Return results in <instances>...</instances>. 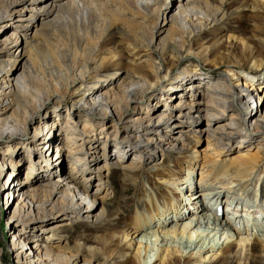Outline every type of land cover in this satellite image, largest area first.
I'll use <instances>...</instances> for the list:
<instances>
[{"label":"bare ground","instance_id":"1","mask_svg":"<svg viewBox=\"0 0 264 264\" xmlns=\"http://www.w3.org/2000/svg\"><path fill=\"white\" fill-rule=\"evenodd\" d=\"M224 1L178 0L175 7L174 0H0V184L11 189L6 193L9 199L22 197L14 216L29 223L28 228L20 225L11 228V246L17 264H94L93 259L82 257V246L55 248L53 240L36 236V228L42 227L41 232L54 235L76 221L104 224L109 220L105 199L111 194L100 184L97 192L104 190V194L90 195L80 176L94 170L100 181L112 185V174L120 161L110 158L108 162L104 157L103 164L92 169L81 155L94 150L92 161L96 164L97 150L103 151L102 156L106 154L109 141L87 136L84 125L79 130L81 134L76 135L78 126L72 122L71 115L65 120L61 114L47 111L50 102L54 105L67 102L70 110L81 108L86 111V117L98 116L102 123L109 116L115 118L113 123L124 122V115L130 110L138 112L125 118L119 127L116 123L111 126L113 130L103 133L114 135L116 140L121 135L122 142L141 153V166L131 163L123 169L136 181L140 201L146 199L143 204L140 202L142 205L133 204L137 207L134 213L118 217L116 225L122 224L118 225L123 226L121 229L116 225L100 229L106 233L100 237L104 243L101 248L89 249L93 257L102 252L106 260L121 259L119 264H259L262 256L256 258L253 252L259 248L257 251L264 257V224L257 222L256 232L250 236L246 234L249 226L244 223L240 230L230 207L234 202L245 201L247 195L252 197L248 188L254 185L256 200L264 202V96L256 99L260 84L254 85L251 76L243 73L236 74L229 82L206 79L199 74L198 65L183 68L175 78L168 77V73H161L165 65L157 63L154 57V50L164 60L168 51L172 52L167 72L172 70L180 63L177 57L182 51L192 47L193 39H202L207 27L213 28L226 18L225 9L216 4ZM240 3L242 11H251L249 18L256 25L250 40L257 39L255 42L261 46L241 40L240 56H234L236 49L222 51V44L217 49L223 59L236 58L243 68L249 60L253 69L250 73H254L264 60V0ZM13 21L15 25L11 24ZM121 25L135 40L130 45L131 54L137 57L133 60L135 72L129 74L121 87L114 86L113 74L105 73L108 77L102 78L93 92L79 94L90 76L104 73L109 62L116 64L122 60L121 57L103 59L109 51L103 43ZM11 27L14 33L6 36L5 31ZM235 40L234 36L228 38V42ZM211 43L215 45L217 39ZM140 46L144 51L139 50ZM198 49L197 55L205 58L212 51L202 42ZM228 62L227 65L235 66L232 64L235 61ZM136 65L147 67L148 74L142 76ZM18 68L23 69L21 74H16ZM164 82L168 84L161 89L164 94L158 97L156 87ZM179 90L182 94L177 93ZM170 93L181 95L177 107L180 116L185 115L182 119L195 110L205 109L227 121L220 126L221 130L209 127L206 133L197 122V127L189 126L186 131V141L169 136L156 124H166L172 132L176 131L169 124L174 118L172 113L152 116L150 112L155 115L160 98L171 99ZM189 93L195 94V99L182 97ZM155 98L156 105L150 108L149 103ZM216 102L222 105V110ZM63 126L70 139L60 138ZM105 126L103 123L101 130ZM203 134L207 135L208 146L201 155L197 144ZM25 136H29V143L20 139ZM235 136L241 140L233 145ZM51 146L59 152L58 160L64 162V153L71 156L75 162L72 168L47 164L38 167L39 173L34 177L33 165L22 185L13 184L18 182L13 178L20 172L24 151L29 153L32 165L31 150L38 153L43 148L50 150ZM158 151L162 152L160 163L155 161ZM232 154L235 155L228 158ZM153 161L154 168L144 167ZM40 163L38 160L37 165ZM9 170L12 172L8 175ZM190 172L199 173L197 190L196 186L192 187ZM188 187L192 188L189 193L196 192L186 199ZM225 196L226 207L222 205ZM218 203L222 207L214 210ZM209 211L227 219L218 216L211 219ZM51 220H54L51 226H42ZM2 256L0 245V264H4ZM229 259L232 260L225 263Z\"/></svg>","mask_w":264,"mask_h":264},{"label":"rangeland","instance_id":"2","mask_svg":"<svg viewBox=\"0 0 264 264\" xmlns=\"http://www.w3.org/2000/svg\"><path fill=\"white\" fill-rule=\"evenodd\" d=\"M240 1L241 0H225L222 3H216L219 6H221L223 9H225L226 14H227L226 18L222 22H218L213 28L207 27L204 30V33L201 35L202 39H193L192 47H187L186 48L187 50L182 51L181 55L177 57V59L179 60L180 63L178 65H176L174 68H172V70L167 72V67H168L169 63L172 62V58H173L172 52L170 53L168 51L167 55L165 56V60H164L160 56L158 50H154L155 61L157 63L165 65V68H163L161 70L162 75L168 73L169 74L168 77H170V75H172V78H175L177 76V74H179V72L183 68H185V67H187V68L192 67L193 68L194 66H197V65L199 66V68H201V71L199 74L206 79L207 78L223 79V80H226L229 82L231 80L233 81L234 76H237L236 74L243 73V74H247L248 76H251L250 79H252V80H250V81H252V83H254V85L260 84V89L256 92V94H257L256 99L258 100L259 96L260 97L264 96V60H263V64H262L261 68L258 71L254 72V73L253 72L250 73L251 72L250 70H253V69L249 65V63H250L249 60L247 61V65L245 66L246 68H243V66L241 64L236 63V58H232V59L230 58L228 61H230V62L235 61L234 63H232L235 66L231 67V66L227 65L229 62L227 60L223 59V57L220 56L218 53L219 50L217 49L218 48L217 46H218V44H222V49H221L222 51H228L229 52V51H235V49H236L234 56H240L241 52L243 50V49H241V47L243 46L240 42L241 40H246L248 42V44H252V45L255 44L256 47L261 46L260 44H258L259 42H255L257 39H254L253 41L250 40V36L253 34V32H254L253 30H255L256 25L254 24V21L251 18H249L252 15L251 11H247L246 9H243V11H242ZM174 2L176 3L175 4V7H176L178 5V0H174ZM249 5L250 4H248V6ZM28 7H29V5H28ZM16 19H18V17H16ZM11 24L15 25V21H13ZM14 31L15 30L12 27L8 28V32L5 31L6 36L12 35V33H14ZM130 33L131 32L127 28L123 27L122 25H121V27L118 26L117 28L113 29L112 34L109 35L106 38V41L103 43V47L105 49L109 50L108 55H104L103 59L117 60L121 57L122 60L121 61L118 60L116 62V64H114V62H109L106 65V69H105L104 73L100 72L97 75L93 74L92 77L90 76L89 81L87 83H84L83 87L79 91V94H82V93L89 94V93L93 92L95 87H96L95 85L99 84L102 78L108 77V75L105 73H110V75L113 74L114 77H112V78L114 79L113 80L114 86L115 87H121V85L124 83L125 79H127L130 76L129 74L135 72V65L133 63V60L136 59L137 57H135V55L131 54L132 47H130L131 44H135V40H134V38H132ZM229 36H231L232 38L234 36V38L236 40L233 41V43L228 42ZM214 39H217V43L215 45H212L211 42ZM200 42H202L206 46H209L210 50H212L211 54H209L206 58L203 56L197 55V52L199 51L198 47H199ZM139 50L141 52L144 51L143 46H140ZM190 50H192L193 52H190ZM258 50H260V49H258ZM109 52H111V53H109ZM116 55H118V56H116ZM262 57H263V55H262ZM145 59L146 58L142 59L141 61H145ZM240 60L241 59H239V61ZM216 62H221L222 65H216L217 64ZM136 67H138V72L142 76L145 74H148V72H149L148 68L144 67L143 65L142 66L136 65ZM22 72H23L22 68H20V69L18 68L16 70V74H21ZM261 81H262V83H261ZM166 84H168V83L164 82V83H160L157 85L156 96L159 97L162 94H164V92L161 93V89L164 86H166ZM102 92H104V90ZM177 93L182 94L180 90ZM177 93H175V95L173 93H170V96L172 97L171 99H167V97H163V99L160 98V104H159V106L156 107V109H159L158 112H156L155 115H153L152 111L150 112L152 116H158V114H163V115L165 114L166 115V114H170V113H172V115L174 116L173 120L169 124H170L171 129L173 128L176 131L173 130L174 132H172L170 130V128L166 127V124L162 125V123L159 122V125H158V123L156 125L160 126L161 131H163V132L167 131L169 136L172 135V136H174V138H179L181 141H186V135H185L186 131L188 130L189 126L193 127V128L197 127L196 126L197 122L200 123L201 131L204 132V130H205V133L209 127H211L213 130H216V131H219V129L220 130L222 129V127H220V126H222L223 122L227 121V120L225 118H222V117L220 118V115H218V114H217V116H215V114L212 111L208 112V111H205V109H202V111H200V112L195 110L194 112H192V115H186V118L182 119V117H185V115L182 114L180 116V110L177 107V105L179 104V100H180L181 95H178ZM208 96L210 98L209 94H208ZM182 97H186L185 98L186 100L190 99V101H191L192 99H195V94H194V96H192V94L189 93V94H186V96H182ZM262 98H264V97H262ZM261 100H263V99H261ZM156 102H157L156 98L151 100L149 103L150 108H151V105H152V107L155 106ZM165 104L168 105V111H166L164 106H163ZM69 105L70 104H68L67 102H61L58 105H56V104L54 105L53 102H50L47 104L46 109H47V111H50V112L54 111V113L61 114L62 116H64L62 118H64L65 120L67 119L68 114H70L71 118H72L71 119L72 122L78 126V132L76 133V135L81 134V132H79V130H81L83 125H84L85 130L87 131L86 132L87 136L98 137L100 139H107L109 141L110 146L109 145L107 146V153L106 154H104L102 156L103 151L97 150L96 156H97V159L99 161L96 164H94V162L92 161V158H93L92 155H93L94 150H91V152H89L90 154L89 153L87 154L86 151H84V154L81 155L85 158V160L87 158L88 163L90 164V167L92 169H94L96 167L99 168V166L101 164H103L105 159H107L106 161H108V162H110V160H109L110 158H112L111 161H113V160L114 161H117V160L120 161L119 166H117V170L113 171L114 173L112 174V185H106V184H104L103 181H100L99 180L100 176L94 170H92L91 173L86 171L84 173L85 175L83 177L80 176V178H83L82 180H84L83 181L85 183L84 185L87 188L90 195H93L94 193H96L98 191L100 184H102L103 187H106V190H108V193L111 194V197L108 196L105 199L106 207L109 210V220L104 222V224H101V223L95 224L91 220L76 221L72 225H69L68 227H66L61 232L55 233L54 235H52V233H49V232H48V234H44L43 232H41L42 231L41 229H44V228L37 227L36 228V233H37L36 236L53 240L54 241L53 246L55 248H67V247L69 248L70 247L72 249H76L79 246H82V249H81L82 257L84 259H91V260L93 259L94 264H119L121 262V259L114 258L113 260H106L103 256L102 252L97 253L96 256L93 257L92 254L89 253V249L95 248V247L101 248L103 246L104 241H102L100 239V237L105 235L106 233H104L100 229H107L109 225H112V226L116 225V223H117L116 220H118L119 216L123 217L128 213L129 214L134 213L136 211L137 207L133 204L141 202L140 201L141 200L140 194H139L140 191L137 190L136 181H133L130 177H128V175H126L125 169H123L124 167H126L127 165H129L131 163H136V164L140 165L141 164V162H140L141 161V153H139L138 150H131L132 149L131 145L127 144L126 142H122L120 139L121 135H119V138H117V140H116L114 138V135L106 134V133L104 134L103 132H106V131L110 132L111 130H113V129H111V126H113L116 123H118V124H116V126L119 127L120 125H122L127 120L125 118L133 117L138 112H134V111L130 110L127 114L124 115V117H125V118L123 117L124 122H120V123L119 122L113 123L112 120H114V122H115V118L113 119L111 116H109L108 118L103 120V123H105V125H106L105 126L106 129L101 130V126L103 123L101 122L100 117L93 116L91 118H88L85 116V114H86L85 110H83L81 108L79 109L78 107L76 109L74 108L73 110H70ZM216 106L220 110L223 109L222 105L219 102H216ZM253 107H256V105L254 104ZM235 108H237V107L235 106ZM62 121H63V119H62ZM145 125H146V123H144L143 126H145ZM176 125H178V126H176ZM62 130L64 132H62V134L60 132V138L66 139V140L70 139V137L67 136L68 133H66L67 128H65V126H63ZM161 131L159 134H161ZM235 137L236 138L234 140L233 145L238 144L239 141L241 140L237 136H235ZM28 138H29V136H25L22 138L20 137V139H22L25 143H29ZM114 140H116V141H114ZM116 143H118L120 145H118V144L116 145ZM25 146H27V145H25ZM30 146H32V145L30 144ZM207 146H208L207 135L203 134L202 138L200 139L199 143L197 144V149L201 155H202V153L204 154L206 152ZM51 147H50V150L49 149L46 150V148L45 149L43 148L38 153L31 150L30 153H32V165H30L29 153L28 152L25 153V151H24V153H23L24 161H22V165L20 167V172L16 173V176L13 178L14 180H16L18 182L13 183V184H16L18 186L22 185V182L26 181L27 173H28L30 166H33V165L35 166L34 177H37V174L39 173L38 167H40V166L45 167L47 164L51 165L50 167H54L55 165L56 166L61 165L60 166V168H61L62 166L67 165L68 168H72V165H73L72 163H75V162L72 160L71 156H68L67 153H64L65 159H64V162H62V160H58L60 155H58L59 152H57L56 147H52V148ZM74 147H76V146H74ZM165 147L166 146H164V148ZM242 151H245V150L242 149ZM164 153H168V152L164 151ZM234 155L233 154L228 155V158H231ZM104 157H105V159H104ZM174 159H175L174 155L171 154V160H174ZM38 160H40L41 163L37 165ZM161 160H162V152L158 151V152H156V160L155 161L157 163H160ZM83 163L84 162H82L81 164H83ZM83 167L84 166L82 165L80 167V170L83 169ZM144 167H146L147 169L154 168V161H153V163L144 164ZM11 172L12 171L9 170L8 175ZM149 172H153V171L149 170ZM18 174H19V176H18ZM189 176H191L192 187L196 186L197 188H195V189L196 190L199 189V187H200L199 186V173L198 172H196V173L190 172ZM1 177L2 176H1V169H0V182H1ZM80 178L78 179V181L80 180ZM187 179L188 178H186L185 180H187ZM33 184L35 185V183H33ZM184 187H186V186H184ZM254 188H256L255 185L248 188V191L253 194L252 197H249L248 195H247V197L244 196V197H246L245 201L240 202L238 204L236 202H234L233 204H231V207H230V211L233 213V216H235V218H237V221L240 222L242 220L245 224H247L249 226L250 230L248 229L246 234L249 233L250 236L254 235V233L256 232L255 229L257 228V225H256L257 222H262L264 224V202L260 199H259V201L256 200V198H255L256 192H255ZM190 189H192V188L188 187V193H186V195H187L186 199H188L191 194L196 192V190H192L191 193H189ZM10 190L11 189H9V188H3L0 184V245H1V248H3V256H2L3 263L4 264H17L16 260L13 256L14 254H13V250H12V246H11V239H12L11 238V235H12L11 228L13 226H16V225H20L22 227L28 228L29 223L24 222L25 220H23L19 216H14V213H15L17 206L22 201V197L14 196V197L9 199V196L8 195L6 196V193L9 192ZM185 191L186 190L184 189V193H185ZM103 192H104V190L97 192V194L102 193L101 194V196H102L104 194ZM143 198H144V200L142 199V202L144 203L146 197H143ZM226 198H227V196H225L223 203H222V205L224 204L223 205L224 207H226V205H227ZM140 204H138V205H140ZM220 206H221V204H220ZM238 206H241V208H239ZM253 206H256L258 208V210L256 209L254 211ZM250 207H253V209L250 210L251 209ZM230 211H227V213L229 214ZM207 213L209 215L211 214V216H209V217H211V219H214V217L217 218V216H218V215L214 216L213 213H211L210 211ZM260 213H263L262 216L258 215ZM11 218H12V220H11ZM218 218H220L221 220L227 219V216H225V215L222 217L218 216ZM53 223H54V220H51V223L48 222V224H47V222H45V225H42V226H51ZM253 224H254V226H253ZM37 225H40V224H37ZM118 225H116V226L118 227ZM121 225H119V226H121ZM122 227H118V228L121 229ZM83 243H86V245L84 246ZM105 250L106 249H104V251ZM254 250L255 251L253 252L254 253L253 256L256 258L259 256H262L258 262H259V264H264L263 254H261L259 251H257V250H259V248H254ZM231 260L232 259H229L225 263H229ZM219 264H223V263H219Z\"/></svg>","mask_w":264,"mask_h":264}]
</instances>
